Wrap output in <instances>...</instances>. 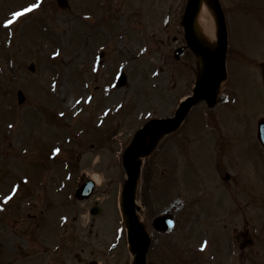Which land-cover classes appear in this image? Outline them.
<instances>
[{"label": "rangeland", "instance_id": "rangeland-1", "mask_svg": "<svg viewBox=\"0 0 264 264\" xmlns=\"http://www.w3.org/2000/svg\"><path fill=\"white\" fill-rule=\"evenodd\" d=\"M55 1H41L5 26L12 11L31 1L0 0V196L9 189L17 192L8 205L0 201V264H91L92 258L102 264H127L125 242L116 240L119 150L143 119L171 115L186 90L188 68L175 63L174 50L182 45L180 17L187 0H59L64 7ZM222 1L230 41L260 60L264 29L247 9L256 0ZM235 50L228 62L233 102L222 112L226 148L218 151L219 137L218 144L215 136L209 141L210 149H216L214 158L228 162L223 174L217 173L222 180L213 179L215 160L204 153V131L194 125V135H188L192 118L170 136L171 141L181 138L180 154L189 152L186 172L176 170L173 176L171 167L163 169L168 161L165 138L143 170L145 193L148 181L160 179L158 190L195 198L191 220L199 212L206 218L196 220L184 236L217 240L209 254L224 252L225 240L219 236L227 222L244 233L233 230L232 246H226L222 261L192 254L196 264H239L240 259L242 264H264V213L255 222L256 211H264V153L255 134L257 121L264 117V88L257 67L249 58L240 64ZM181 56L186 64L190 61ZM117 68L126 74L125 83L110 87ZM19 89L25 98L18 101ZM4 122L11 123L9 136ZM191 138L197 141L188 142ZM170 146L174 155L178 149ZM87 179L97 181L93 194L85 200L74 198L76 186ZM94 205L101 212L92 217ZM184 212L175 213L176 222ZM229 214L235 216L223 223ZM167 257L158 264H170Z\"/></svg>", "mask_w": 264, "mask_h": 264}, {"label": "water", "instance_id": "water-1", "mask_svg": "<svg viewBox=\"0 0 264 264\" xmlns=\"http://www.w3.org/2000/svg\"><path fill=\"white\" fill-rule=\"evenodd\" d=\"M197 3H198V0H190L189 7L187 9L186 16H185V25H186V28H187V31H188V37H189L190 42L193 45H195V46H196V42H195L193 36L191 35V33L189 31V26H190V23H191V18L193 16L194 12H195L196 7H197ZM218 14H219V16L221 18V13L218 12ZM210 67L212 69H210L209 73H212L213 71L216 72V75L214 76L215 83L214 82L211 83V85L214 86L216 84V81L220 77H223L222 76V68H221L220 58L219 59H215V60H211L210 61ZM206 88L207 89H211L213 87H210L209 88V87H207V85H205V87L202 88V89H200V90L201 91L204 90V92H205ZM203 96H205V95H203ZM149 128H151V127H148L147 129H149ZM155 128H157L156 131L161 130L157 126ZM165 128H168V126L166 125ZM260 133H261V135L264 134V124H263V127L261 128V132ZM261 140H262V138H261ZM140 148L141 147L137 144V145L133 146L132 148H130L128 150L127 155L125 156V160L124 161H125L126 167L129 170L131 168H133L134 159H135L137 153L139 152V150H141ZM131 180H132V174H131ZM131 188H132V185L130 184V185L127 186V190H126V209H127V212H129V213H130L129 204L131 202ZM134 233H135V235L136 234L139 235V237L141 238V240H143L142 235L137 230H135ZM132 241H134V236H133Z\"/></svg>", "mask_w": 264, "mask_h": 264}, {"label": "bare ground", "instance_id": "bare-ground-1", "mask_svg": "<svg viewBox=\"0 0 264 264\" xmlns=\"http://www.w3.org/2000/svg\"><path fill=\"white\" fill-rule=\"evenodd\" d=\"M208 1L210 0H199L198 10L193 20V32L207 51L213 53L217 49V35L213 13L209 8ZM143 157L144 155H141L139 160H142ZM124 219L127 221L125 216Z\"/></svg>", "mask_w": 264, "mask_h": 264}, {"label": "snow or ice", "instance_id": "snow-or-ice-1", "mask_svg": "<svg viewBox=\"0 0 264 264\" xmlns=\"http://www.w3.org/2000/svg\"><path fill=\"white\" fill-rule=\"evenodd\" d=\"M35 7H37L36 4H33V5L31 6V8H35ZM31 8H25V9H24V12L31 11ZM12 15H13L14 17H20L21 15H23V12H13ZM4 23H5V26H8V25L12 24L13 21H12V20H6ZM56 151L58 152L59 149H57Z\"/></svg>", "mask_w": 264, "mask_h": 264}]
</instances>
